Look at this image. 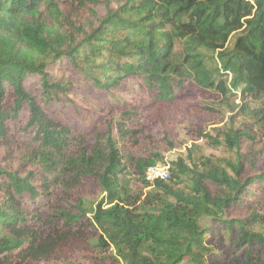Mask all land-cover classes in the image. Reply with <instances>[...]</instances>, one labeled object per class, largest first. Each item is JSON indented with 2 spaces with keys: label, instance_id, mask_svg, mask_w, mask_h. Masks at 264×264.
Listing matches in <instances>:
<instances>
[{
  "label": "trees",
  "instance_id": "1",
  "mask_svg": "<svg viewBox=\"0 0 264 264\" xmlns=\"http://www.w3.org/2000/svg\"><path fill=\"white\" fill-rule=\"evenodd\" d=\"M57 8L53 0H0V150L21 158L16 171L0 168V264L69 263L77 254L110 251L96 263L262 264L254 247L241 260L200 224L212 218L233 231L239 222V240L264 248L257 231L264 214L254 203L243 221L226 217L252 183L242 180L240 152L255 141L247 130L224 133L238 162L191 165L180 158L144 198L133 191V178L146 181L147 169L164 159L138 153L142 115L125 113L117 136L114 123L104 134L69 127L54 109L67 85L48 69L67 57L102 90L139 76L160 103L174 102L189 82L224 98L240 91L256 106L242 105V113L263 124L264 0H126L100 26L83 30L81 41L56 31L49 13ZM63 17L74 27L82 20L73 6ZM224 74L233 76L231 84ZM32 76L41 78L40 96L26 86ZM90 181L100 200L83 193Z\"/></svg>",
  "mask_w": 264,
  "mask_h": 264
},
{
  "label": "rangeland",
  "instance_id": "2",
  "mask_svg": "<svg viewBox=\"0 0 264 264\" xmlns=\"http://www.w3.org/2000/svg\"><path fill=\"white\" fill-rule=\"evenodd\" d=\"M53 1L58 8L49 14L56 31L65 33L69 40L76 37V41H81L83 30L89 31L92 25L100 26V20L104 19L109 11L122 6L126 0ZM67 6H73L82 19L76 27L66 25L63 19ZM56 18L59 21H56ZM208 54L212 56L211 53ZM216 56L218 58V55ZM48 71L56 81H62L67 85V93L60 94L54 102L56 115L66 125L83 132L90 133L97 130L104 134L108 131L110 123H114V135L117 136V122L125 117V113L137 111L142 115L140 119L145 130L140 138L138 153L144 157H151L154 153L160 154L164 161L152 167L167 171L169 176L180 158L191 165L193 163L203 165L213 160L222 162V165L227 167L225 162H238L239 156L227 147L224 133L228 132L232 126L234 129L247 130L255 141L248 142V147L244 145L240 152L244 163L242 180L245 182L252 180V183L248 186L249 194L243 195L236 207L228 211L226 217L228 220L243 221L249 216L248 203H254L258 211L264 214V179H262L264 176V122L254 124L251 118L242 113V105L249 104L251 108L256 106L251 99L243 97L240 91H234V94L224 98L216 92L200 89L189 82L177 92L174 102L160 103L155 99V93L144 85L143 79L139 76L125 77L112 89L102 90L96 88L67 57L51 66ZM224 78L231 84L232 75L224 74ZM26 86L37 96L43 93L41 78L38 76L29 77ZM23 121L27 123V117L23 118ZM27 136L30 137V135ZM19 141L21 142L19 145L25 149L28 142L22 138ZM247 150H252L254 155H246L249 153ZM20 167L19 156L16 155L13 160H9L6 151L0 150V168L16 171ZM149 169L145 173L146 181L137 176L131 183L133 191L144 194V198L154 190L152 186L156 183L147 179ZM186 185L187 183H182L181 187L184 188ZM213 188L217 191L218 186L213 184ZM81 189L90 200L97 201L102 198L100 188L93 181L87 182ZM200 224L204 229L215 232L213 239L215 243H219L222 247L231 246L230 253L241 260L246 257L249 249L254 247V256L260 258L258 261L264 264L262 246L258 244L250 246L239 240L241 237L239 222L235 224L233 231L212 218H204ZM257 229L264 233V229ZM230 234H233L234 238ZM218 253L219 251L214 249L212 256L216 257ZM110 256L112 251L106 255L86 252L77 254L69 263L48 264H116L113 259L100 263H96L97 260L94 259L97 257L100 261ZM224 258L225 256L222 257ZM181 264L193 263L189 258H185Z\"/></svg>",
  "mask_w": 264,
  "mask_h": 264
},
{
  "label": "built area",
  "instance_id": "3",
  "mask_svg": "<svg viewBox=\"0 0 264 264\" xmlns=\"http://www.w3.org/2000/svg\"><path fill=\"white\" fill-rule=\"evenodd\" d=\"M168 178V172L159 167H151L147 173V179L151 182H155L158 179L166 180Z\"/></svg>",
  "mask_w": 264,
  "mask_h": 264
}]
</instances>
